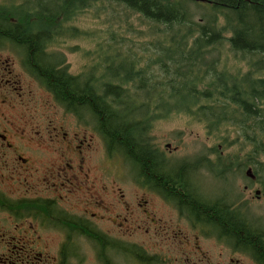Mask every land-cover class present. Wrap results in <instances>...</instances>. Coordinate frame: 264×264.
Masks as SVG:
<instances>
[{
	"label": "flooded vegetation",
	"instance_id": "af4514ba",
	"mask_svg": "<svg viewBox=\"0 0 264 264\" xmlns=\"http://www.w3.org/2000/svg\"><path fill=\"white\" fill-rule=\"evenodd\" d=\"M7 36L0 33V264H264V215L252 207L264 200V174L253 156L225 155L224 141L176 156L181 145L161 147L151 134V156L137 164L112 149L79 93L68 106L49 87L60 74L85 76L56 49L63 36L33 44ZM239 171L247 184L234 194Z\"/></svg>",
	"mask_w": 264,
	"mask_h": 264
},
{
	"label": "trees",
	"instance_id": "16d2710c",
	"mask_svg": "<svg viewBox=\"0 0 264 264\" xmlns=\"http://www.w3.org/2000/svg\"><path fill=\"white\" fill-rule=\"evenodd\" d=\"M107 1L138 16L141 51L116 49L90 74L56 76L48 85L63 103L70 106L79 93L112 149L137 164L151 156L155 121L185 114L226 144L244 141L233 155L253 156L255 171L263 170L264 0H31L26 8L11 2L0 4V33L28 44L44 36L75 37L78 16ZM192 4L206 7L200 20ZM24 29L42 31L25 36ZM229 53L247 69H232Z\"/></svg>",
	"mask_w": 264,
	"mask_h": 264
},
{
	"label": "rangeland",
	"instance_id": "374dc122",
	"mask_svg": "<svg viewBox=\"0 0 264 264\" xmlns=\"http://www.w3.org/2000/svg\"><path fill=\"white\" fill-rule=\"evenodd\" d=\"M10 1L0 0V4L9 3ZM191 8L197 20H200L201 15L207 12L206 7L198 8L195 4H192ZM139 23L140 20L135 13L124 11L123 7L114 1L92 5L85 13L79 15L72 24V26L80 29L77 30L75 38L64 37L61 45L57 46L56 49L64 51L74 74L82 73L88 71L89 67H94L100 61V57L114 55L116 49L128 50L131 48L133 50L140 49L141 51L143 39L136 30L140 27ZM229 35L230 33H227V36ZM224 49H229V46L225 44ZM140 55L143 56V54ZM223 57L225 59L226 55H223ZM227 60L232 69L239 66L243 70L247 69L246 62L240 60L239 57L235 59L232 53L228 54ZM154 125L151 134L161 147H165L166 143H170L171 148L181 145L182 148L175 154L176 156L201 155L205 150H209L211 146L221 144L224 141H221L219 135L215 136L213 134L210 136L207 133L205 123L198 122L185 114H174L168 119L157 120ZM237 141L239 142L224 143L222 150L225 155H233L246 145L244 141ZM232 171H234L233 168ZM242 172L235 175L234 194H240L244 191L243 187L247 184L245 181L246 176ZM259 173L264 174V167ZM252 207L256 216H260V213L264 215V200L255 198Z\"/></svg>",
	"mask_w": 264,
	"mask_h": 264
},
{
	"label": "water",
	"instance_id": "95a60500",
	"mask_svg": "<svg viewBox=\"0 0 264 264\" xmlns=\"http://www.w3.org/2000/svg\"><path fill=\"white\" fill-rule=\"evenodd\" d=\"M248 173H252V170H251V169H249V170H248Z\"/></svg>",
	"mask_w": 264,
	"mask_h": 264
}]
</instances>
